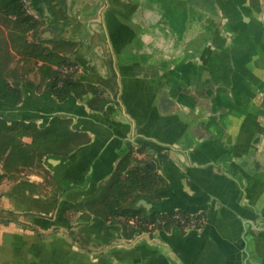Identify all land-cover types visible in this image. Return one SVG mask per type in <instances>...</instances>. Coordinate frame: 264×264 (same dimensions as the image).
Listing matches in <instances>:
<instances>
[{"label": "crops", "instance_id": "obj_1", "mask_svg": "<svg viewBox=\"0 0 264 264\" xmlns=\"http://www.w3.org/2000/svg\"><path fill=\"white\" fill-rule=\"evenodd\" d=\"M32 2L45 21L40 39L99 92L59 101L23 87L19 105L0 100V118L44 127L57 116L86 133L67 158L44 161L60 185L81 184L79 196L133 149V164L169 183L153 201L159 212L206 222L134 233L79 211L74 242L34 238L32 229L71 225H50L49 200L35 192L41 175L23 172L0 182V211L37 216L0 223V264H264V0Z\"/></svg>", "mask_w": 264, "mask_h": 264}, {"label": "trees", "instance_id": "obj_2", "mask_svg": "<svg viewBox=\"0 0 264 264\" xmlns=\"http://www.w3.org/2000/svg\"><path fill=\"white\" fill-rule=\"evenodd\" d=\"M0 23H10L20 30H10L8 39L0 37L1 101L12 106L19 105L23 101V87L48 91L59 101L67 99L71 94L78 98L89 91L94 95L98 94L97 86L75 78L79 71L77 64L63 55L57 46L50 47V42L39 37L35 41L27 39L25 32L37 30L43 20L28 14L21 0H0ZM14 55H17L23 65V71L14 70L10 80L4 67ZM32 75L36 80L31 79ZM115 76L113 72L112 77ZM89 105L94 107L93 100ZM25 137H29L31 141H24ZM89 141L90 137L86 133L71 128V120L67 118L53 117L44 127L35 122H8L0 118V182L5 178L20 177L27 168L49 171L44 167L45 159L68 156ZM133 152V149H129L120 158L109 178L99 184L95 192L72 204L71 212L87 211L105 223H119L124 228H128L130 219H137L138 224L129 226L134 233L146 230L147 222L163 216L164 213L156 211L147 217L143 209L130 208L140 197L160 201V192L169 187L167 179L156 170L133 164L137 160ZM163 157L167 158L164 154L160 155V158ZM53 178L57 182L54 174ZM174 212L175 210H170L165 214ZM0 223L8 224L9 220L1 219ZM170 227L171 224L159 226L164 230Z\"/></svg>", "mask_w": 264, "mask_h": 264}, {"label": "rangeland", "instance_id": "obj_3", "mask_svg": "<svg viewBox=\"0 0 264 264\" xmlns=\"http://www.w3.org/2000/svg\"><path fill=\"white\" fill-rule=\"evenodd\" d=\"M29 4H30V7L34 10L33 12L34 13H37L38 15L40 14L39 11L34 7V4L32 2V0H28ZM82 6H80L79 8L81 9ZM85 7V6H84ZM83 11V9H81ZM41 17V15H39V18ZM87 18H89V15L87 16ZM41 20H43V24L41 25V27H39L37 30L36 29H32V30H29L27 32H25V36L27 37V39L29 41H35L38 39V37L40 38V34L42 32H44L43 28L45 26V21L43 19V17H41ZM84 23V26L87 27V25H91V22L88 20L86 22H83ZM88 25V26H89ZM19 27H15L14 25L8 23V24H4V23H0V37L3 36V38H7L8 39V34L9 32H11L10 30H15V31H20L18 29ZM43 39V37H42ZM22 64L19 60V58L17 57V55H14L9 61H7L5 67H4V72L5 74L7 75V77L12 80V72L15 70V71H18V72H22L23 71V68H22ZM33 74V73H32ZM33 76V75H32ZM35 171L37 173H39L41 175V178L42 180L38 181L39 183L36 185V188H35V192H36V195H38V200L39 198L41 200H49V202H46V203H50L49 206L52 207V205H54V199H57L58 201L60 200H63V197H62V194H60V192H57L59 189V186L58 184H56V181L55 179L53 178V174L51 171H45V170H41V169H38L37 168H27L24 170L25 173H27L28 171ZM60 203V202H58ZM34 218H36V214H30V213H13V212H9V211H5L3 210L2 212H0V220L5 217L6 219L10 221H16V225L21 227V222H23V220H25L27 217L30 218V216H32ZM65 216L68 217V220L69 222L71 223V227L72 229L68 230L67 228H59L56 229L54 228L53 230L51 229L50 231H47L45 233H41L40 231H38L37 229H32L31 231L33 232V235L35 236L34 238H45V237H51L52 239L53 238H57V237H67V239L71 238L72 239V242H74V236L75 235V226H76V223L79 221V218H78V214L74 213V212H67L65 214ZM48 217V216H47ZM50 218L53 219V217H55V215L53 216H49ZM57 220V219H56ZM58 223V221H57ZM32 227V226H30ZM25 229V228H24Z\"/></svg>", "mask_w": 264, "mask_h": 264}, {"label": "flooded vegetation", "instance_id": "obj_4", "mask_svg": "<svg viewBox=\"0 0 264 264\" xmlns=\"http://www.w3.org/2000/svg\"><path fill=\"white\" fill-rule=\"evenodd\" d=\"M82 146V145H81ZM69 156V155H68ZM68 156H65V157H61V158H67ZM54 175L56 176V174L54 173ZM56 178H57V176H56ZM59 178H57V182H56V184H58V186H59V188H61V189H59L57 192H60V194H62V197H63V200H60V201H58L57 199V201L55 202V199L53 200L54 201V205H52V207L51 206H49V210H48V212H47V214H48V221L50 222V225L51 226H53V225H56L57 223V221H61V222H63V223H67V224H69V225H71V223L69 222V220H68V217L67 216H65V214L67 213V212H71V209L72 208H70L71 207V205L72 204H74V203H77V202H79V201H81L85 196H79L80 194V192H82V190H81V184H77V183H72V184H70V185H68L67 186V184H66V186L65 185H63V184H59L60 183V181L58 180ZM86 191H87V189H86ZM58 202H60V203H58ZM50 205V204H49ZM3 211V210H2ZM2 211H0V212H2ZM9 212H11V211H9ZM72 212H74V211H72ZM77 213V212H76ZM54 216L55 215V217H53V219L52 218H50L49 216ZM1 217V216H0ZM2 219H6L5 217H3ZM57 219V220H56ZM8 220V219H7ZM138 220L137 219H130L129 221H128V225H136V224H138ZM10 223V222H9ZM147 224H148V222L145 224V226H146V230H149L148 228H147ZM166 224H171L172 226H174L175 225V223H173V222H167ZM165 224V225H166ZM56 229H58V227L56 226L55 227ZM70 230L72 229V227L70 226V227H68ZM157 228H159L158 226L156 227V228H154V229H157ZM51 229L53 230L54 228L53 227H51ZM50 229V230H51ZM153 229V230H154ZM150 231V230H149Z\"/></svg>", "mask_w": 264, "mask_h": 264}, {"label": "built area", "instance_id": "obj_5", "mask_svg": "<svg viewBox=\"0 0 264 264\" xmlns=\"http://www.w3.org/2000/svg\"><path fill=\"white\" fill-rule=\"evenodd\" d=\"M26 12L28 14H31L35 16L36 18L39 17L37 13H34L33 9L30 7V4L28 0H21ZM167 222H173L175 223L174 226H179L182 227L186 230L189 228H200L204 225L206 222V218L202 214H195V215H190V214H184L180 211H175L172 214H165L163 216H160L156 218L155 221L148 222L147 228L149 230H153L157 226H163Z\"/></svg>", "mask_w": 264, "mask_h": 264}, {"label": "water", "instance_id": "obj_6", "mask_svg": "<svg viewBox=\"0 0 264 264\" xmlns=\"http://www.w3.org/2000/svg\"><path fill=\"white\" fill-rule=\"evenodd\" d=\"M47 159H50V162L52 164H55V163H59L60 162L59 160H61V157H48ZM157 205L158 204L156 202H153L149 198L140 197L134 203H132L130 205V208L131 209H140L141 208L147 213V217H149L152 212H155V210L156 211H160V209L157 208Z\"/></svg>", "mask_w": 264, "mask_h": 264}]
</instances>
